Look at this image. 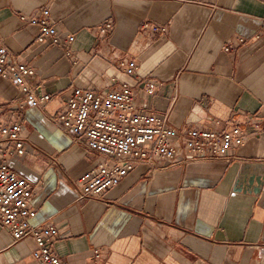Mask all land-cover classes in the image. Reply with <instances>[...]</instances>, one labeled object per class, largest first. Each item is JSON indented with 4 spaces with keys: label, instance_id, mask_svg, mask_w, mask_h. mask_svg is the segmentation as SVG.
<instances>
[{
    "label": "crops",
    "instance_id": "obj_1",
    "mask_svg": "<svg viewBox=\"0 0 264 264\" xmlns=\"http://www.w3.org/2000/svg\"><path fill=\"white\" fill-rule=\"evenodd\" d=\"M49 10L67 49L36 43L20 16ZM264 19L262 0H0L8 54L34 68L31 106L0 77V124L20 122L26 154L9 166L33 187L32 225L52 224L53 252L67 264H264ZM106 22L112 29L100 33ZM144 22L165 26L151 34ZM244 38V43H238ZM231 44L233 49L225 51ZM134 59L136 74L119 62ZM114 79V81H113ZM127 82L138 110L167 114L177 129L238 125L244 142L228 158L139 164L96 199L77 204L65 177L96 162L55 121L73 88ZM146 84L152 86L151 90ZM23 106V109L19 108ZM30 236L13 242L0 225V264H37ZM100 252L94 259L93 251Z\"/></svg>",
    "mask_w": 264,
    "mask_h": 264
},
{
    "label": "built area",
    "instance_id": "obj_2",
    "mask_svg": "<svg viewBox=\"0 0 264 264\" xmlns=\"http://www.w3.org/2000/svg\"><path fill=\"white\" fill-rule=\"evenodd\" d=\"M264 3V0H262ZM38 27L35 42L50 43L66 48L74 36L61 37L51 23L49 10L42 9L36 17L20 16ZM151 34L164 35L165 26L144 22L141 26ZM112 29L106 22L100 33ZM264 37V19L254 39ZM239 38L238 43H244ZM234 47L225 45L224 50ZM128 75L136 74L134 59L119 62ZM32 66L11 57L0 36V77L13 81L22 93L23 100L31 106H39L51 99L49 94L37 95L27 78L34 76ZM114 81V79H113ZM151 90L152 86L146 84ZM134 87L127 82L105 91L73 88L65 99V108L54 117V121L74 141H82L95 154L96 162L76 177H65L69 181L77 204L96 199L105 190L116 186L135 166L144 164L157 168L163 162L206 161L228 158L234 147L244 142L241 128L228 125L221 131L177 129L169 123L167 114H152L137 109ZM23 109L22 105H19ZM27 140L22 135L20 122L0 124V225L10 234L13 242L30 236L35 242L32 252L37 264H67L53 252L52 245L57 229L52 224L32 225L35 216L30 206L34 187L18 175L8 164V159L26 154ZM94 259H100V252L93 251ZM95 264V263H92Z\"/></svg>",
    "mask_w": 264,
    "mask_h": 264
}]
</instances>
